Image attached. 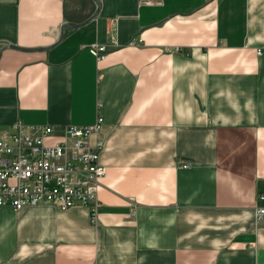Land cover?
I'll use <instances>...</instances> for the list:
<instances>
[{
  "label": "crops",
  "instance_id": "0c3cea01",
  "mask_svg": "<svg viewBox=\"0 0 264 264\" xmlns=\"http://www.w3.org/2000/svg\"><path fill=\"white\" fill-rule=\"evenodd\" d=\"M97 114V222L2 206L0 264H264V0H0V128Z\"/></svg>",
  "mask_w": 264,
  "mask_h": 264
},
{
  "label": "built area",
  "instance_id": "2783aa9c",
  "mask_svg": "<svg viewBox=\"0 0 264 264\" xmlns=\"http://www.w3.org/2000/svg\"><path fill=\"white\" fill-rule=\"evenodd\" d=\"M108 41L116 44L113 31ZM84 47L99 60L105 56L107 43ZM101 123L102 117L97 114L91 124H66L60 128L61 137L49 143L46 139L55 131L49 124L17 120L11 129L0 128V208L7 205L21 210L42 201L59 209L79 204L88 208L89 219L95 224L97 192L105 169L98 161L102 140L92 142L91 136L99 132ZM180 166L188 167L189 163ZM258 199L264 200V194ZM254 209L255 222L259 223L264 206Z\"/></svg>",
  "mask_w": 264,
  "mask_h": 264
},
{
  "label": "water",
  "instance_id": "95a60500",
  "mask_svg": "<svg viewBox=\"0 0 264 264\" xmlns=\"http://www.w3.org/2000/svg\"><path fill=\"white\" fill-rule=\"evenodd\" d=\"M72 26H75L77 24H71ZM64 28V26L62 27ZM62 38V34H60L59 36V39ZM10 47H17V48H20V49H25V50H43V49H47V47H44V48H22V47H18V46H15V45H12V44H8Z\"/></svg>",
  "mask_w": 264,
  "mask_h": 264
},
{
  "label": "rangeland",
  "instance_id": "374dc122",
  "mask_svg": "<svg viewBox=\"0 0 264 264\" xmlns=\"http://www.w3.org/2000/svg\"><path fill=\"white\" fill-rule=\"evenodd\" d=\"M50 140L46 139V142L49 143Z\"/></svg>",
  "mask_w": 264,
  "mask_h": 264
}]
</instances>
